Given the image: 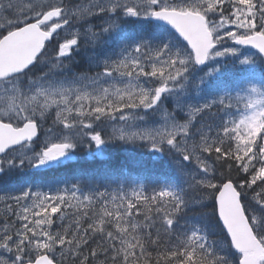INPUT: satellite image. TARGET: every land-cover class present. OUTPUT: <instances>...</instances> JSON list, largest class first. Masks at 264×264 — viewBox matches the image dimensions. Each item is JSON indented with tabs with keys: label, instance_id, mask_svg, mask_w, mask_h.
<instances>
[{
	"label": "snow or ice",
	"instance_id": "obj_1",
	"mask_svg": "<svg viewBox=\"0 0 264 264\" xmlns=\"http://www.w3.org/2000/svg\"><path fill=\"white\" fill-rule=\"evenodd\" d=\"M257 64L264 0H0V264H264ZM129 145L151 187L47 181Z\"/></svg>",
	"mask_w": 264,
	"mask_h": 264
},
{
	"label": "trees",
	"instance_id": "obj_2",
	"mask_svg": "<svg viewBox=\"0 0 264 264\" xmlns=\"http://www.w3.org/2000/svg\"><path fill=\"white\" fill-rule=\"evenodd\" d=\"M81 56H79L80 59H81ZM221 63L224 65V67H223L222 72L218 75L219 81L223 86H226L227 88H233L235 86V82L239 78L244 76L246 73L244 72V70L242 69V67L239 65L238 62L233 63V59L229 58L228 60H225L224 62H221ZM261 72H262L261 70H257L251 74L254 77H256L254 79H256L259 83H264V73L263 72L261 73ZM127 147H130L129 149L131 150V152L135 150V148L132 146H127ZM121 151L122 150L118 148L109 147L102 153V155L91 156L87 153L88 151L86 149L81 150L79 151V154L78 152L75 154V158L69 161L68 164L64 168H61L59 170H54L53 172L49 173L47 177V181H53L57 178L67 180L69 182L76 180V179H80L86 182H93V183H99V184H104V183H108L109 181H111L112 186H115V183L119 181L125 182V180H127L130 183L135 184L136 186L139 184L144 185L145 183L146 187H151L153 183L157 179L161 178L167 172L166 170L169 169V167H167V169L163 167L164 165L161 163L162 161L158 163L153 162L154 164H150L149 161L152 160V158L150 157L151 154H149L148 151L145 150V152L148 153L150 157L149 161H147L145 164L142 163V165L129 164L128 165V172H129L128 177H124L125 167L122 164L123 158L120 155ZM100 158H102V160ZM130 176L132 177L130 178Z\"/></svg>",
	"mask_w": 264,
	"mask_h": 264
},
{
	"label": "rangeland",
	"instance_id": "obj_3",
	"mask_svg": "<svg viewBox=\"0 0 264 264\" xmlns=\"http://www.w3.org/2000/svg\"><path fill=\"white\" fill-rule=\"evenodd\" d=\"M60 39H63V35L60 37ZM229 44H231V42H228ZM241 51H244V52H246V51H251V52H254L255 50H250V49H247V48H241ZM233 59L234 60V58H232V57H227V58H222V61L221 62H224L225 60H228V59ZM225 64V63H224ZM257 70H261L263 73H264V65H259V64H257L252 70H251V73H253L254 71H257ZM261 72V73H262ZM219 75V74H218ZM254 78H256V77H254ZM255 80V82L257 83V84H259V82L256 80V79H254ZM232 111H235V109H232ZM140 150V151H137V150ZM137 152L136 151H134L133 152V154H128L127 152H125L126 154H122V155H125V157L126 156H128L129 158H131L132 159V161H134V162H137V163H139L140 161H143V160H145V158H148V155H146L145 153H144V149H140V148H137ZM142 150H143V152H142ZM150 157H152V159L153 160H155V161H158V158L157 157H155V156H153L152 154L150 155ZM155 158V159H154ZM163 159V160H162ZM159 160H161L162 161V164L165 166V165H167V167H170V162L168 161V159L167 158H159ZM123 164V166L125 167V170L124 171H126V170H128L127 169V164L126 163H122ZM117 183H120V184H124V185H126V186H132V187H135L132 183H130V182H127V181H119V182H117ZM117 183H115L116 185L115 186H112V187H116L117 186Z\"/></svg>",
	"mask_w": 264,
	"mask_h": 264
},
{
	"label": "bare ground",
	"instance_id": "obj_4",
	"mask_svg": "<svg viewBox=\"0 0 264 264\" xmlns=\"http://www.w3.org/2000/svg\"><path fill=\"white\" fill-rule=\"evenodd\" d=\"M133 147V146H132ZM128 148H130V147H128ZM138 151V150H137ZM136 151V152H137ZM142 152H143V150H142ZM88 153V152H87ZM149 153V152H148ZM78 154H79V152H78ZM83 154V153H82ZM124 154H126V153H124ZM149 154H151V153H149ZM82 157V156H81ZM87 158V157H86ZM85 158V159H86ZM98 158V157H97ZM150 158V157H149ZM88 159V158H87ZM101 160H102V158H100ZM155 159V158H154ZM161 159V158H160ZM94 160V159H93ZM158 160H159V158H158ZM163 160V159H162ZM75 161V160H74ZM106 161V160H105ZM104 162V161H103ZM155 162V161H154ZM160 162V161H159ZM74 163H76V162H74ZM122 163V162H121ZM162 163V162H161ZM107 164V163H106ZM145 164V163H144ZM164 164V163H163ZM147 165V164H146ZM108 166V165H107ZM125 166V165H124ZM144 166V165H143ZM154 166V165H153ZM165 166H167V165H165ZM102 167V166H101ZM146 167V166H145ZM164 167V166H163ZM121 168V167H120ZM153 168V167H152ZM157 168V167H156ZM114 169V168H113ZM135 169V168H134ZM165 169H167V168H165ZM112 170V169H111ZM119 170V169H118ZM143 171V170H142ZM166 171H168V170H166ZM162 172V171H161ZM129 173V172H128ZM154 173H155V171H154ZM115 175H117V174H115ZM120 175V174H119ZM137 175V174H136ZM142 175V174H141ZM160 175V174H159ZM162 175V174H161ZM114 176V175H113ZM132 176H130V178H131ZM142 178V177H141ZM140 179V178H139ZM153 179V178H152ZM136 180V179H135ZM142 180H144V179H142ZM119 181V180H118ZM134 181V180H133ZM147 181V180H146ZM153 181V180H152ZM116 182V181H115ZM143 182V181H142ZM150 183V182H149ZM148 184V183H147ZM152 184V183H151ZM116 185V184H115ZM144 185H145V183H144ZM150 185V184H149ZM151 186V185H150Z\"/></svg>",
	"mask_w": 264,
	"mask_h": 264
}]
</instances>
